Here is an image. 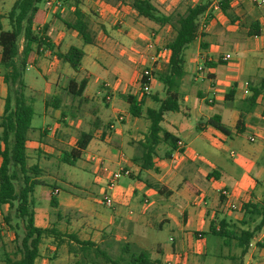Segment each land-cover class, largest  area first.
<instances>
[{
    "label": "crops",
    "instance_id": "crops-1",
    "mask_svg": "<svg viewBox=\"0 0 264 264\" xmlns=\"http://www.w3.org/2000/svg\"><path fill=\"white\" fill-rule=\"evenodd\" d=\"M0 4H2V0ZM121 5L123 4L106 2L105 0H63L58 7L52 5L50 8H47L44 4L42 10L45 12V17L42 36L49 47H41L38 50L36 63L33 67L38 69L44 79L41 92L42 115H49V119L53 124L47 125L42 121L41 128L37 133L33 129V133L29 134V136L31 134L35 135V140L29 139V136L27 137L25 149L27 160V148H30L35 152V161L40 164L46 162L45 156L59 162L62 152L65 151L64 129L62 127L65 120L62 111L64 101L61 94L65 95L63 90L69 80L79 81L85 79L86 85L82 92V98L85 100L87 98L95 103L96 99L93 100V98L86 95L89 80L92 78V81L95 82L93 86L96 93H101L102 89H105L107 93L103 97L109 96V101L106 102L104 98H101L102 102H105V106H99L97 112L91 115V121L94 124L93 130H90L92 139L87 144L84 152L88 149L90 152L97 153L95 160L100 163V167L96 173L100 174L101 177L104 176L103 170L107 169L108 166L115 169L122 167L130 172L129 180L131 183L126 187L116 185L110 191L112 207L108 209V212H102L104 218L99 215L95 216V221H106L108 226H106L105 231L112 234L115 244H127L134 247L139 243H148L147 233L153 229V225H155L156 230L168 226L171 233V237H169L171 241H168L170 245L163 248L155 245L154 254L150 258L152 264H161L157 258L158 256L171 260V264H264V246H257L259 244L257 243L254 247H247L242 253L234 238L230 239V236L236 235L240 230H250L255 225L252 219L244 222V213L240 206L242 204L258 203L261 195L254 196V188L251 185L244 190H239L237 194H234L235 196L224 186L228 180L235 182L238 179L237 175L241 170V166L248 173L258 159V154L264 152V90L260 94L253 111L243 115V133L248 131L250 133L248 137L252 136L254 142L257 141V146L247 153L242 162L230 163V165L225 166L216 152L206 150V143H204L205 140L201 134L207 128L205 121L212 116H218L220 123L231 133L229 137H226L215 131L218 133L217 139L221 143L231 145L242 135L234 133V127L239 118L237 107L241 100L250 95V85H255V80L264 78V57L262 58L261 55L256 63L252 64L251 67H246V73L249 76L243 84L244 88L240 91L234 80L226 81L213 73L216 66L231 60V58L227 61L222 60L226 53L221 52V47L228 44L224 38L227 35L233 37L230 40L231 44L237 43L234 32L225 34L221 31L215 35V39L222 40L218 46H209L207 51L198 52V50H195L194 53L192 52L190 59L193 61L199 55L206 57L212 63L220 61V64H216L214 68L206 69L205 77L209 75V80L206 78L202 81L190 79V82L202 84L194 91V96L198 99V105L196 108L197 122L194 127L196 134L193 141L195 142L197 138L201 140L197 145L205 151L197 152L189 149L188 144L175 134L177 122H167L165 117L162 123L164 126L162 124L161 126L165 131L174 135L182 144L181 155H176L175 150L168 159H165L163 158L165 147L159 145L156 148V156L152 158V169L140 170L132 162V159L140 155L138 142L143 140L147 121L142 117L138 119L130 117L126 105L119 98V95L136 94L133 91L139 88L138 78L141 72V70H138L139 65L146 63L147 67L143 69L150 68L159 73L164 69L169 54L164 48L165 52L160 57L158 43L153 49H147L146 46L144 49L141 48V39L145 35L147 37H150V35L144 33L138 27L140 26L138 21L145 22L146 20L138 18L126 6ZM231 6L232 2L229 8ZM75 10L84 15L92 34V45L83 46L76 33L65 25V23H71L74 20L73 12ZM217 13L215 12V14ZM134 19H136L135 25L133 24ZM225 19L229 23L232 22L227 17ZM261 20L264 21V17L261 16ZM261 20H259V24L256 21L254 22L257 24L259 31L262 29ZM3 21L5 20H1L0 24L2 29L6 30L7 26L3 27ZM149 23L147 21L146 25L151 27ZM154 28L157 30L160 27L156 26ZM163 29L165 27L161 28V30ZM259 31L257 36L252 37H261ZM159 34L160 32L154 37L157 41ZM261 38L264 43V38ZM75 42H77L76 45L81 44L80 49L83 52L76 73L62 63L57 56L64 53L71 46L76 47L74 46ZM214 48L216 53H221V58L211 55ZM261 48H264L263 45L259 47L260 52ZM156 53L158 58L153 63L151 58L155 57ZM192 56L195 59H192ZM98 58L102 60L104 65L100 72L97 70L95 63ZM154 77L155 74L148 83L149 86L156 80V77ZM104 85H107V87H104ZM180 85V102L183 104L186 101L183 94L186 88H181ZM149 86L147 93L155 95L156 99H161L157 94L149 92ZM231 87H234L233 93L230 95V100L225 101L224 96ZM27 89L31 90L29 87ZM244 89H247L248 94L243 95ZM159 91L162 93V88ZM203 94L208 96H203ZM5 96L6 88L2 83L0 74V100L3 101ZM55 97L61 98L60 103L56 104V108L45 107L44 103ZM113 98L117 100L115 103L112 102ZM147 100L152 101L146 98L144 108H154L147 105ZM29 101H31L29 98L27 101L25 100V102ZM200 104H205L209 107V110H203L202 112ZM50 108L51 110L48 111ZM1 114L2 109L0 110V116ZM187 116L189 114L186 108V115L183 117ZM139 121H142L140 123L142 124V131L138 128ZM109 124L112 125L110 131L107 130ZM74 142L75 140H73L71 147L74 146ZM124 144L130 149L128 156H125L121 151ZM224 148L220 147L219 151H223ZM40 155H43V157H40ZM229 157L231 158L232 154ZM34 164L40 169L37 163L32 165ZM206 164H209L211 170H206ZM212 165L218 167V169L212 170ZM136 175L143 179H140L139 176L134 177ZM152 185L158 186L162 192L157 193ZM223 189L231 194V198L227 201L219 196V192ZM56 191L57 195V188ZM227 202H234L237 209L231 212L227 209ZM78 204L80 205V203ZM62 205H71L70 199ZM77 205L73 204L71 206L77 207ZM3 207L7 206L0 207V219ZM210 227H213L216 231L220 229L224 234H227V237L225 239L218 238L219 241H210L207 239ZM43 242L44 240L39 246V256L34 264H48L42 258L44 253L41 252V245ZM148 245L149 248L152 246L151 244ZM259 245H264V241ZM220 247L229 250L225 253L215 252ZM49 249H51L49 252L54 254L56 246L53 245ZM210 250L213 252L209 254L208 251Z\"/></svg>",
    "mask_w": 264,
    "mask_h": 264
},
{
    "label": "rangeland",
    "instance_id": "rangeland-1",
    "mask_svg": "<svg viewBox=\"0 0 264 264\" xmlns=\"http://www.w3.org/2000/svg\"><path fill=\"white\" fill-rule=\"evenodd\" d=\"M105 1L107 2L108 0ZM150 1H152L154 7H156V9L161 14L170 15L173 18H176L177 15H182L187 7H191L198 3H203L206 0ZM213 1L215 0H211L207 10V14L209 12L211 17L207 20L208 15L205 14L199 18L201 35L198 33L194 42L189 44L186 50H184L183 76L181 78L180 87L186 88V91L183 92L184 96L186 97V101L183 104L181 103V105L188 109L189 116L183 117L180 114H167V116H165L167 122H177V125L175 126V134L177 137L181 138L186 144H188L189 149L197 152L205 151L202 150V147L197 145V143L201 140H198L197 138L195 142L193 141V138L196 134L194 132V127L197 122L196 108L198 105V99L194 96V91L201 87L202 84L190 82V79H192L194 74L195 65L198 64L197 59L195 61L190 59L192 52L194 53L195 50H198V52L207 51L209 46H218L222 40L215 39V35L221 31H223L225 34L227 32H234L237 43L231 44L230 40H232L233 37L227 35L224 38L228 44L221 47V52L228 54L231 60L225 64L216 66L213 69V73L215 76L221 77L226 81L234 80L238 84V89L240 91L244 88L243 84L245 81H247L249 76L246 73V67H251L252 64L259 60L261 55L262 58L264 57V48H261V52L259 51V47H262V45L264 47V43L261 38H264V21L261 20V16L264 17V3L259 7H256L255 5L251 4L249 0H231L232 6L230 7L229 15L231 16L230 18H232V22L229 23L227 22L228 20L225 19L226 16L222 14L221 11L215 14V12L210 9V5ZM13 2L14 0H2V4H0V13L2 16L6 14ZM108 2L113 3L112 1ZM37 6L40 9H43L44 0H40ZM135 20L136 19H134L133 22L134 25ZM259 20H261L260 25L262 26V29L259 31V36L261 37H249L247 35V31L251 28L250 23L253 24L256 21L257 24H259ZM146 23L147 21H138V24H140L138 27L143 30L144 33L146 32L150 35V37L145 35L141 39V48L144 49L148 42H153L154 46L158 43V49H163L166 47V44L173 37V31L171 28L168 25H164L155 30L154 27L156 26L153 23H149L151 27L147 26ZM4 26L6 27V21H3V27ZM163 27H165V29L161 30ZM158 32H160V34L157 41L154 37L157 36L156 34ZM151 34H153V36H151ZM76 43L77 42L74 43V46L81 48V44L78 43V45H76ZM201 44L203 47H201ZM147 52H149V50H147ZM220 54V52L216 53L214 48L211 55L221 58ZM192 59H195V57L192 56ZM95 63L97 65V70L99 72L102 71V68L104 67L102 60L98 58L96 59ZM145 67H147V64L142 63L138 66V70L143 71V68ZM157 72L158 71H153L152 69L151 76H154V74ZM206 79L209 80V78ZM262 79L264 78L255 80V85H250V88L258 86ZM22 82L26 86V89L23 91V97L26 101L28 98L31 100L26 103L30 104L33 110V116L30 122V130L27 133L28 137L30 133H33V129L37 133V131L41 128L42 121H44L47 125H52L53 122L49 119V115H42L41 92L44 85V79L41 77L38 69L36 67H27L22 74ZM89 82L90 83L86 89V95L89 98H93V100L96 99L95 103L87 98L85 102L80 101L78 103L74 99L61 94L65 106V108L62 109L65 118L62 126L64 129L63 139L65 143V151L71 147L73 140L77 138L79 132L93 130L94 124L91 121V115L97 112L99 106H105V102H102L101 98H104L103 96L107 93V91L102 89V92L97 94L96 89L93 86V83L95 82L92 81V78L89 80ZM147 86H149V84H147ZM28 87L31 88V90H28ZM160 88L161 84L155 80L150 84L149 92L151 94H157L159 98H162L163 94L159 91ZM138 91L139 88L133 92L138 93ZM203 96L208 95L203 94ZM59 99L61 98L59 97ZM116 101V98L112 99L113 103ZM147 105L149 107H155L154 103L149 100H147ZM200 105L202 112L203 110H209V107L205 104ZM2 106L3 101L0 100V110L2 109ZM50 110L51 108L48 111ZM138 123V128L140 131H142V124H140L142 121H139ZM162 126H164V124H162ZM201 134L202 138L205 140L204 143H206V150L209 149L216 152L221 162L224 163L225 166L230 165V163L242 162L244 158H246L247 153L257 146V141L252 143L248 141V139L252 137H248L250 134L248 131H245L231 145L228 143H221L217 139V136H219L218 133L212 128L207 127L204 133L202 132ZM29 139L35 140V135L31 134ZM220 147L225 148L220 152ZM121 151L125 156H128L130 149L124 144ZM230 154H232L231 158L229 157ZM258 155V159L255 161L248 173H246V169L241 166V170L237 175L238 179L235 182L233 180H228L225 182L224 186L227 187L228 190L234 195L237 194L239 190H244L248 188L249 185H251V187L254 188V196H258L259 194L261 195V199L257 203V205L260 206V204L264 203V152ZM27 156V166L37 163L42 170L41 179L48 185H54L58 190L56 201L58 202L59 206L56 210L50 208L47 201L43 197L46 190L45 187H36L33 195L30 197V207L34 213V225L39 228H50L53 226L58 233L63 235V244L61 243L59 245H57V240H54L53 236L44 239V242L41 245V252L44 253L42 258L46 260L48 264H75L76 261H79L80 264H89V259H92L93 257L92 252L90 251L89 253L85 254L86 257H83L82 253H80V251L77 249L78 246L74 241H71V246L76 249V252L68 254L66 246L70 240L66 237V235H73L80 241H90L95 246L104 249L110 255V257H115L119 253L118 244H115L113 241L112 234L105 231L106 226H108L106 221H95V216L99 215L100 217L104 218L102 216V212L109 211V208L102 205L101 201L104 196L110 197L111 192L105 190V181L108 175L117 169L108 166V168L106 167L107 169L106 172H104V176L101 177L100 174L96 173L97 169L100 167V163L97 161H90L92 156L97 158V153L90 152L88 149L83 152L80 159L76 161L73 166L61 164L60 162L46 156V162L40 164L38 161H35V152L30 148H27ZM40 157H43V155H40ZM40 157L39 159H41ZM212 168V170L218 169V167L213 165ZM206 170H211L209 164H206ZM138 176L139 175H136L134 177ZM139 178L143 179L140 176ZM129 183H131V181L128 177H121L117 181V185L121 187H126ZM69 199L71 205H77L78 203H80V205L78 204L77 207H73L71 205L63 206L62 203L67 202ZM14 210L15 204H13L11 208H2V215L0 219V264H5V257H8L12 261L18 258L16 249L22 234L21 223L15 218ZM55 212H57L56 216ZM2 216L7 217V224L2 221ZM252 220H254V224H257L260 219L253 216ZM244 222H248L246 216H244ZM152 227L153 229L149 230L147 233L148 243L143 242L139 243L138 245L136 244L134 247L130 246L128 252H137L140 250L141 252H144V254H146L150 260L151 256L154 254L155 245H159L161 248L170 245L168 242L169 237H171L170 228L168 226H164L161 229L156 230L155 225ZM262 230H264V228H262ZM207 237V239L210 241L220 240L210 235H207ZM148 244H151L152 246L149 248ZM53 245L56 246L54 254L49 252L51 250L49 247H52ZM228 250L229 249L220 247V249H217L215 252L218 253L220 251L221 253H225ZM211 252L213 251H208L209 254ZM126 256L127 255H124V257ZM157 258L161 264H171V260L165 257L158 256ZM95 261L99 264L102 263V259L100 257L95 258Z\"/></svg>",
    "mask_w": 264,
    "mask_h": 264
},
{
    "label": "trees",
    "instance_id": "trees-1",
    "mask_svg": "<svg viewBox=\"0 0 264 264\" xmlns=\"http://www.w3.org/2000/svg\"><path fill=\"white\" fill-rule=\"evenodd\" d=\"M62 3L63 0H57ZM113 3H121L129 11L135 13L138 18L153 23L155 26L162 27L168 25L173 31L172 39L164 47L168 51V58L164 69L155 73L156 80L161 84L163 97L156 99L155 95L143 93L139 89L136 94L119 95V98L126 105L127 113L132 118H143L147 121V128L143 140L138 142L140 146L139 157L132 159V162L140 170H151L153 167L152 158L156 156V148L159 145L165 147L163 158L168 159L176 150L177 138L165 131L161 124L167 114L186 115V108L181 105L179 94L180 80L183 76L184 50L194 42L197 34L200 33L199 18L207 14L211 0L187 7L182 15L173 18L170 15L161 14L150 0H108ZM40 0H14L5 15H0V21L5 20L7 29L3 30L0 24V70L2 83L6 88V96L3 100L2 114L0 116V207L11 208L15 204L14 215L21 223V238L17 245L18 258L10 260L5 257V264H34L39 256V246L46 238L53 236L57 240V245L63 243V235L58 233L53 226L50 228H39L34 225V213L31 210L30 197L36 187H45L44 199L50 208L56 210V188L54 185L46 184L42 179L41 170L37 165L27 166L25 155L27 133L30 130V122L33 110L30 104L25 102L23 91L25 85L22 82V74L27 67H33L36 63L38 50L41 47L48 48L49 44L45 41L42 34L43 20L45 12L37 5ZM231 0H217L219 10L230 21L229 15ZM208 18L211 14L208 12ZM74 20L65 23L66 27L76 33L83 46L92 45L93 38L85 21L84 15L80 11L73 12ZM258 26L256 23L251 25L248 36H257ZM201 47L203 45L201 44ZM62 63L66 64L74 73L78 71L83 52L80 48L69 47L64 53L57 55ZM220 64L205 61V69H212ZM209 78V75H206ZM143 79H141V82ZM86 80H69L63 93L76 102L85 101L82 92L85 88ZM231 87L225 94V101L230 100L233 93ZM264 88V79L258 86L250 88V95L239 102V118L234 127L235 134H243V115L253 111L257 100ZM146 98L152 100L154 108H144ZM60 103L59 97L45 102V107L56 108ZM65 108V106H64ZM64 116V115H63ZM205 125L222 135L229 137L230 131L221 123L218 116H212L205 121ZM92 139L91 131L79 132L75 139L74 146L63 151L59 162L67 166H73L82 156L87 144ZM212 175V173H211ZM152 188L161 193L162 190L152 185ZM241 209L247 220L253 216L260 220L250 230H240L236 235L230 236L237 242L242 253L247 249L252 238L264 227V203L260 206L255 204H242ZM57 212H55V216ZM2 221L7 224V217L2 216ZM208 234L225 239L220 229L217 231L210 227ZM70 240L67 243L68 254L75 253L76 249L71 246V241L77 244V249L85 254L92 252V259L89 264H99L95 258L102 259L101 264H152L144 252H128L129 245H118L119 253L115 257L104 250L95 246L90 241L78 240L73 235H66ZM264 246V245H257ZM124 255H127L124 257ZM75 264H80L79 261Z\"/></svg>",
    "mask_w": 264,
    "mask_h": 264
},
{
    "label": "built area",
    "instance_id": "built-area-1",
    "mask_svg": "<svg viewBox=\"0 0 264 264\" xmlns=\"http://www.w3.org/2000/svg\"><path fill=\"white\" fill-rule=\"evenodd\" d=\"M249 2L255 6H260L262 5L264 2L263 0L261 1H258V0H249ZM45 6L47 8H50L52 5L58 7L59 6V2L57 0H45L44 2ZM210 9L214 12H219V7H218V3L217 1H213L210 5ZM146 48L147 49H153L154 48V44L153 42H148L146 44ZM167 51V50H166ZM165 52L164 48L163 49H159L158 53L160 54V57L161 55ZM168 52V51H167ZM159 57V58H160ZM157 53L155 55V57H152L151 58V61L154 63L157 61ZM230 59V56L228 54H225L223 57H222V60L223 61H227ZM197 60H198V64L195 65V70H194V74L192 76V80L193 81H202L203 79L207 78L205 77V72H206V69L205 67L203 66V63L205 61H208V59L204 56H201L199 55L197 57ZM151 69H144L143 71L140 72L139 74V78H138V85H139V89H141V91L143 93H147L148 92V86L147 84L150 82L151 80ZM141 79H143V81L141 82ZM104 87H107V85H104ZM243 95H246L248 94V91L247 89H244L243 90ZM104 100L107 102L109 101V96H105L104 97ZM112 129V125H108L107 126V130L110 131ZM248 141L250 143L254 142V138L250 137L248 139ZM182 147V144L178 141L176 143V155H181V152H180V149ZM90 161H97L95 160L94 157H91L90 158ZM98 162V161H97ZM103 172H106V169L103 170ZM130 176V172L127 170V169H124L122 167L118 168L116 171L110 173L105 181V190L106 191H112L116 185H117V181L121 178V177H128L129 178ZM219 196H221L225 201L229 200L231 198V194L226 191V190H221L219 192ZM101 204L104 205L105 207H112V201L110 199V197L108 196H104L102 201H101ZM237 208L236 204L233 202H227V209L229 210H235ZM264 228V227H263ZM169 241H171V239H169ZM264 241V230L260 231L259 233H257L253 238L252 240L249 242L248 244V248L249 247H254L255 244L257 243H262ZM166 264H169V263H166Z\"/></svg>",
    "mask_w": 264,
    "mask_h": 264
}]
</instances>
